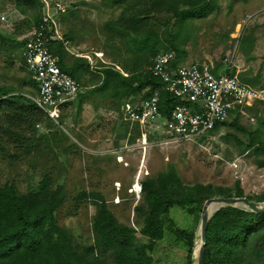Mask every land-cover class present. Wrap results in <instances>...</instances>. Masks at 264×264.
<instances>
[{"label":"rangeland","instance_id":"rangeland-1","mask_svg":"<svg viewBox=\"0 0 264 264\" xmlns=\"http://www.w3.org/2000/svg\"><path fill=\"white\" fill-rule=\"evenodd\" d=\"M56 1L68 6L56 20L63 38L56 41L62 45L63 61L72 66L79 59L89 66H80L74 75L82 92L57 120L47 118L35 131L7 126L0 113V186L14 181L26 191L41 175H51L55 186L63 185L72 197L63 211L69 218L62 223L75 230L84 246L95 239L96 207L84 196L75 202L83 191L101 192L114 215L136 230L139 243L148 241L141 234L145 218L136 211L144 197L140 185L143 188L144 181L165 172L175 170L185 185L235 187L240 181L246 194L264 197V154L249 147L264 141V0H209L206 11L179 20L154 12L148 16L147 27L137 23L128 34L127 16L147 8L151 0H126L119 5H113V0H41L43 5ZM2 14L17 20L18 33L12 44L2 45L0 36V87L12 90L10 95L30 97L34 88L22 44L33 29L34 12L26 16L8 0H0ZM1 33L13 36L0 23ZM172 44L184 52L174 50ZM169 49L188 63L230 67L233 74L260 89L263 98L194 141L165 143L169 127L160 119L146 131L147 145L141 144V129L129 127L120 117L127 89L116 87L117 79L103 83L104 76L113 69L127 79L135 75L143 79L154 58ZM144 89L136 98L143 97L150 86ZM169 215L181 228L197 225V247L200 221L197 224L195 207L175 206ZM188 254L170 231L151 252L154 264H189ZM248 258L264 262V256L252 252Z\"/></svg>","mask_w":264,"mask_h":264},{"label":"trees","instance_id":"trees-1","mask_svg":"<svg viewBox=\"0 0 264 264\" xmlns=\"http://www.w3.org/2000/svg\"><path fill=\"white\" fill-rule=\"evenodd\" d=\"M8 1L12 7L26 16L34 12L36 21L33 29L42 20L45 4L43 5L41 0ZM124 1L126 0H113V5H119ZM208 6L209 0H151L147 8L127 16L125 21L129 28L126 33L128 34L131 28H136L134 26L137 23L147 27L148 16L154 12L167 13L179 20L181 17H192L204 12ZM17 24L12 37L0 34L2 45L16 41ZM144 38L148 41L147 36ZM24 44L25 41L23 47ZM60 47L56 41L51 42L52 51L61 58L63 70L77 77L80 66L89 67L86 62L79 59L72 66H67L63 61ZM172 48L176 51L181 50L174 44ZM181 51L184 52L183 49ZM180 56L176 53L174 66L177 65ZM23 61L26 64L25 56ZM153 61L142 74L143 79L136 75L127 79L121 73L109 69L105 73L103 83L117 79L119 83L116 87L122 86L120 90L128 91L125 96L123 95V102L132 95L136 98L135 95L141 93L146 86H150V89L143 93V97L151 98L158 95L161 113L169 117L177 105L188 102L171 95L165 89L163 81L151 74L148 68ZM223 71H227V66L222 65L215 70L218 73ZM227 72L233 74L230 69ZM31 84L35 94L37 85L32 80ZM11 92L12 90L7 87H0V113L4 124L29 132L35 131L36 126L45 119H51L30 97L22 94L10 95ZM249 147H254L256 152L264 154L262 140ZM142 189L143 201L136 207V211L145 218L141 234L147 238V242L136 241V230L122 223L114 215L101 192L83 191L74 198L75 202H80L84 196L87 202L96 207L92 225L95 239L92 245L84 246L74 233L75 230L69 224L62 223L65 217L69 218L67 214L63 215V211L65 204L72 201V197L63 185L55 186L51 175H41L37 183L30 185L26 191L20 190L14 181L1 185L0 264H154L151 252L157 242L164 238L166 231L173 234L176 244H182L188 249V260L191 263L197 238V225L192 229L181 228L170 217L171 208L195 207L198 224L205 201L212 197L245 196L251 200L264 202L263 196L254 197L246 194L240 181H237L235 187H215L202 183L185 185L175 170L144 181L143 188H140L141 193ZM75 207H78V204ZM251 252L256 256H264V214L232 206L218 210L209 222L204 264H264L258 263L254 258H248Z\"/></svg>","mask_w":264,"mask_h":264},{"label":"built area","instance_id":"built-area-1","mask_svg":"<svg viewBox=\"0 0 264 264\" xmlns=\"http://www.w3.org/2000/svg\"><path fill=\"white\" fill-rule=\"evenodd\" d=\"M67 10L68 6L62 1L45 4L42 20L30 31L24 44L26 66L37 85L36 93L30 98L53 120H57L82 92L80 82L63 70L60 56L51 49L52 41H63L56 20ZM0 23L8 34L16 31L17 20H11L9 15L2 14ZM175 61V51H162L148 70L163 81L171 95L188 103L177 105L169 117L161 113L158 95L140 99L132 96L120 106L121 120L131 128L141 129L143 145L148 143L146 131L160 119L169 127L165 143L194 141L243 114L246 107L263 98L260 89L228 73L230 67L218 73L214 68L197 63L174 66Z\"/></svg>","mask_w":264,"mask_h":264},{"label":"water","instance_id":"water-1","mask_svg":"<svg viewBox=\"0 0 264 264\" xmlns=\"http://www.w3.org/2000/svg\"><path fill=\"white\" fill-rule=\"evenodd\" d=\"M238 207L246 210H251L256 213L264 214V202H259L251 200L248 197H225V196H215L205 201L199 225V244L195 242L196 252L194 253L192 264H204V258L206 253V243H207V231L209 222L212 216L221 208L224 207Z\"/></svg>","mask_w":264,"mask_h":264},{"label":"crops","instance_id":"crops-1","mask_svg":"<svg viewBox=\"0 0 264 264\" xmlns=\"http://www.w3.org/2000/svg\"><path fill=\"white\" fill-rule=\"evenodd\" d=\"M185 58L186 57H181L179 60H178V63L179 64H194V63H196V62H192V61H189L190 63H188L186 60H185ZM198 64V63H197ZM206 66V65H205ZM214 70H216V69H214ZM241 79V78H240ZM243 82H245V83H247L246 81H244L243 79H241ZM247 84H249V83H247ZM249 85H251V84H249ZM68 107H71V105L70 106H68ZM67 107V108H68ZM137 128H139V127H137ZM148 135V134H147Z\"/></svg>","mask_w":264,"mask_h":264}]
</instances>
